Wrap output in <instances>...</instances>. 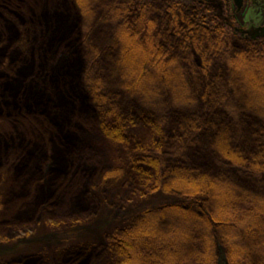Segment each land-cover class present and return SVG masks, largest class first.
Masks as SVG:
<instances>
[{"label": "trees", "instance_id": "1", "mask_svg": "<svg viewBox=\"0 0 264 264\" xmlns=\"http://www.w3.org/2000/svg\"><path fill=\"white\" fill-rule=\"evenodd\" d=\"M91 135L137 152L106 161ZM54 178L70 198L40 194ZM116 185L182 201L0 264H264V36L201 0H0V219L10 188L43 216L93 213L91 189Z\"/></svg>", "mask_w": 264, "mask_h": 264}, {"label": "rangeland", "instance_id": "2", "mask_svg": "<svg viewBox=\"0 0 264 264\" xmlns=\"http://www.w3.org/2000/svg\"><path fill=\"white\" fill-rule=\"evenodd\" d=\"M8 3L9 0H3ZM212 3L216 9L218 16L232 26V28L241 35L248 38H259L264 36V0H244L239 11L236 10L232 0H201ZM57 8V7H53ZM56 10V9H55ZM75 16V15H73ZM26 75H28L26 73ZM18 98V97H17ZM19 101L21 99L19 98ZM29 106L23 102V106ZM14 111V110H11ZM60 125H67L66 122L60 121ZM142 140L147 141L151 137V131L148 128L141 127L135 132ZM90 142L93 143L97 150H100L102 158L106 161L115 162L117 157H122L124 167L127 165L130 155H135L137 151L129 150L123 145L112 144L107 140L90 136ZM39 151H45L42 146L37 147ZM54 152L57 150L63 153L60 148L52 144ZM126 176V175H125ZM22 187V192L27 193L29 185L28 179L19 180ZM33 183V182H32ZM61 180L54 178L51 182L41 183L40 194L48 197V188L56 192L57 196H62L64 193L66 199L70 198L69 191L64 192ZM33 188V185H32ZM36 188V187H35ZM56 189V190H55ZM52 190H50L52 192ZM92 192L96 194L97 205L93 213L74 211L75 204L69 207L68 212L60 211L62 207L50 208L55 212H60L62 215L54 216V211L48 210L44 215H37L35 207L38 202L47 201L41 196L27 195L23 198L10 188L9 193L5 190L2 204L6 208L4 212L13 211L12 215L6 220L0 219V226L4 223L7 225L0 227V233H4L0 239V262L8 261L12 258H17L19 255H44L48 259H52L54 253L59 249H68L73 245L78 244H97L104 241V236L112 232L114 229L122 227L126 222L137 213L152 207L159 206L164 203H178L182 198L175 194H169L157 190L153 193L138 194L129 191L128 186H113L111 190L101 188H92ZM104 193H103V192ZM129 191V192H128ZM48 192V193H47ZM11 193V195H10ZM28 193H30L28 191ZM13 194H16L12 197ZM69 196V197H68ZM30 198L29 201L25 199ZM51 198V197H50ZM72 198V197H71ZM10 199H18L19 202H9ZM24 200V201H23ZM16 208H19L16 209ZM65 208V206H64ZM2 210H0L1 212ZM70 215H81L76 222L63 221L56 224L53 220L75 219ZM65 216V217H64ZM67 216V218H66ZM16 224L14 227L10 225ZM67 264V263H65Z\"/></svg>", "mask_w": 264, "mask_h": 264}, {"label": "water", "instance_id": "3", "mask_svg": "<svg viewBox=\"0 0 264 264\" xmlns=\"http://www.w3.org/2000/svg\"><path fill=\"white\" fill-rule=\"evenodd\" d=\"M232 1H233V4H234L236 10L239 11L240 8H241L242 5H243V1H244V0H232Z\"/></svg>", "mask_w": 264, "mask_h": 264}]
</instances>
